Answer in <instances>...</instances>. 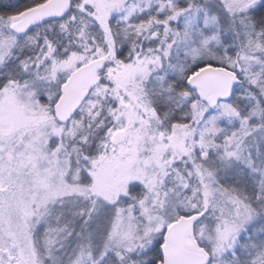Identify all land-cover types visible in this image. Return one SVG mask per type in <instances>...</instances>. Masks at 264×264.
Listing matches in <instances>:
<instances>
[{"label": "snow or ice", "instance_id": "6c2138e0", "mask_svg": "<svg viewBox=\"0 0 264 264\" xmlns=\"http://www.w3.org/2000/svg\"><path fill=\"white\" fill-rule=\"evenodd\" d=\"M0 264H264V0H0Z\"/></svg>", "mask_w": 264, "mask_h": 264}]
</instances>
